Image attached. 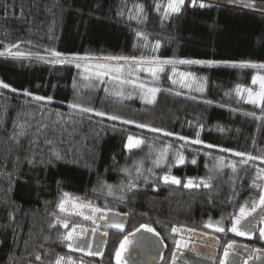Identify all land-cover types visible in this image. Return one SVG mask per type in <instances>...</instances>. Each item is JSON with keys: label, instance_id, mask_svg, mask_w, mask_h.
I'll return each mask as SVG.
<instances>
[{"label": "trees", "instance_id": "16d2710c", "mask_svg": "<svg viewBox=\"0 0 264 264\" xmlns=\"http://www.w3.org/2000/svg\"><path fill=\"white\" fill-rule=\"evenodd\" d=\"M200 2L207 6L199 7ZM158 3L166 6L167 0H0V81L10 86L0 88V264L50 258L62 242L56 221L64 193L95 207L106 198L128 196L147 215L209 213L213 208L205 198L216 195L217 187L226 198L235 188L236 194L243 192L246 181L258 185L257 173L264 169L259 159L264 157V106L246 102L236 91L239 86L258 92L259 85L252 83L256 70L181 64L180 70L205 81L200 99H193L166 90L176 87L170 79L173 65H166L154 83L160 91L148 105L106 95L98 82L83 78L75 63L50 62L56 59L51 51H57L264 64V0H197L195 6L185 0L179 13L166 18ZM136 4L143 5L142 14ZM129 136L143 141L140 148L126 147ZM196 139L201 143H191ZM165 148L169 161L179 151L184 163L155 167L154 158ZM219 159L232 168L219 172ZM206 165L207 177L202 176ZM163 173L211 183L155 195L149 189Z\"/></svg>", "mask_w": 264, "mask_h": 264}, {"label": "flooded vegetation", "instance_id": "af4514ba", "mask_svg": "<svg viewBox=\"0 0 264 264\" xmlns=\"http://www.w3.org/2000/svg\"><path fill=\"white\" fill-rule=\"evenodd\" d=\"M221 160L219 159L215 165L219 172L225 171L226 168H232L231 165L226 166L223 160L222 166H218ZM201 180H193L194 185L199 184ZM207 182L211 183L209 180ZM185 183L187 181H181L180 185L165 184L160 178L150 187L149 191L155 195H164L172 193V190L187 191L191 188L202 187L201 185L186 188L183 186ZM231 183L228 182V184ZM240 183L241 186L244 185L243 182L240 181ZM181 185L183 190L178 189ZM258 185L260 187L254 189L252 181H246L243 192L238 195L235 188L233 194L226 198L222 195L221 187H219L220 189L217 187L216 195L205 198L208 207L213 208L209 213H205V211L161 214L152 212L147 215L137 211V205L132 201L134 198L128 196L106 198V203L102 207H96L101 209L98 213H92L91 209L87 207L72 209L71 204H66L65 207L69 211L61 212L59 220L67 219L69 228L65 229L61 224L59 227H61L62 234L70 231L74 224L87 229L82 238L72 242L74 248L78 244L84 250L70 249L67 246L69 242L62 239L61 243L55 245L54 252L49 255L50 258L36 264H55L56 259L60 256L66 258L65 264H67L68 258L74 264H116L115 253L120 241L131 233H135L134 236H129L132 243L123 254V259L127 261V264H173L174 257L175 264H220L224 258V248L232 242H234V247L230 249L228 264H245V261L247 264H264V239L260 236V230L264 229V222H262L264 211L257 209V212L242 221L246 226L250 222V237L237 236L228 231L233 218L239 214L240 207L247 204L250 208L251 201L258 200L264 186V178L259 179ZM134 188L137 191L142 190L140 187ZM202 208L205 207L202 206ZM76 211H82L84 215H94L96 223L93 224L91 220L84 219L82 215H75ZM111 222L122 223L123 231L107 227L106 225ZM217 222H220V226L225 228L224 232H216L214 227H205L206 224L215 226ZM141 225L150 226L158 235L144 231ZM94 227L97 228L95 233L92 232ZM173 228L178 231L173 233ZM75 235L81 236L80 228H77ZM177 240L186 242L188 247L177 250L175 244ZM90 253H99V255ZM256 256L260 258H254Z\"/></svg>", "mask_w": 264, "mask_h": 264}, {"label": "snow or ice", "instance_id": "6c2138e0", "mask_svg": "<svg viewBox=\"0 0 264 264\" xmlns=\"http://www.w3.org/2000/svg\"><path fill=\"white\" fill-rule=\"evenodd\" d=\"M185 0H167V4L165 5H161V4H157L156 8L158 10L163 9V15L165 16V18L172 13H179L181 11V7L184 5ZM192 4L195 6L197 4V0H192ZM207 5H205L203 2L199 3V7L204 8ZM136 11L138 14H142L144 12V7L143 5L140 4H136L134 5ZM135 18V17H131L130 19ZM137 35L141 38L143 37L142 33H137ZM159 48V42L156 43L155 45V49ZM0 55H3V53H0ZM16 56H20L22 55L21 53H16ZM50 55L52 57H55L56 59L53 61H50L52 63H75L77 68H80L82 65L80 63H78V61H82V60H102V61H116V62H120V61H124L125 65H128V72H127V76L128 77H132L133 73L135 71L138 70H143L148 72L154 79L158 78V73H161L165 70L164 66L165 65H175V64H187V65H192V64H199V65H208V66H213V65H217V64H225V65H229L231 67H240V68H245V67H250V68H264V64H251V63H247V62H240V63H233V62H228V61H204V60H169V59H164L161 60L159 58H152L149 60H144L143 58L137 59L136 57H128V56H104V57H90V56H79V55H66L57 51H51ZM37 59H41L43 60L44 57L42 56H37ZM142 65H147L146 68H138V66H142ZM94 69V76L99 79L100 77L106 76V75H110L112 73H120L123 74L125 71V67L124 65H120L119 63H117V65L113 66L111 64L108 63H96L94 65L91 64H84L83 65V70L85 73L89 72L90 70ZM173 72H175V69H173ZM182 76H191V73H181ZM85 79H89L90 77L85 76ZM111 79L113 80H117L119 81V83L121 85H132L134 88H139L141 90H143V95L145 97V102L146 103H154L155 101V96L156 94L160 91L159 88L156 87H148L147 85H145L143 82L140 83H136L133 79H129V78H121V76L119 75H111L110 76ZM173 84L177 83L176 80L172 81ZM252 83L253 84H257L259 83V88L260 91L259 92H253L252 89H242L239 86L237 87L236 91L237 94H240L241 92H247L248 93V99L247 102L253 104V105H261L264 106V76H255L252 79ZM90 86V85H89ZM182 87H190V85L187 84H181ZM10 86L2 81H0V88H9ZM13 91H15V89H12ZM202 90V89H201ZM107 91V89H106ZM118 94H122L118 93ZM179 94V93H177ZM24 95H31L28 92H24ZM35 100L40 101V100H45L47 99L49 102H51V97H41V96H35L34 97ZM70 107H74V108H80L81 111L83 112H92L93 109L90 108H83L80 107L79 105H69ZM98 116H104L105 113L102 112H96L95 113ZM250 115H255V114H250ZM108 119L110 120H119L121 119L118 116H108ZM123 123H132L131 121H127L124 120L122 121ZM137 127H146V125H140L138 124ZM150 131H161L160 129H150ZM164 135H171V133H167L165 132ZM179 139L181 140H186L185 137H179ZM143 141L137 138H134L132 136L128 137V141H127V145L126 147L131 150L133 148H137L140 146V144ZM187 142V140H186ZM191 143L193 144H199L201 143V141L199 139L196 140H192ZM206 147H213L212 145H206ZM223 151V149H222ZM166 154H167V148L163 149L160 152V155L156 158L155 161H153V163L155 164L156 167H159L161 164V161L164 160L166 158ZM237 156H244L245 154L243 153H234ZM254 159H258L257 157H252V156H248L247 160H254ZM261 159L262 162H264V157L259 158ZM247 160L242 161L243 163H247ZM185 161V157L184 155L177 151L175 154V162L177 165L179 164H183ZM192 163L195 164L196 161L193 159ZM223 161L221 160L219 162L218 166H222ZM142 167V165H138L137 166V172L140 171V168ZM150 171V169H149ZM126 174H127V170H126ZM257 179H261L264 178V169H261L258 173H257ZM161 179L163 180V182L165 184H173V185H180L181 181L172 175H164L161 177ZM210 179V178H209ZM203 186V187H209V183L207 182V180H201L199 182V184H195L193 183L192 179H189L187 181V183L184 184V187L186 188H191V187H199V186ZM253 187H260L259 185L256 184L255 180L253 181ZM108 188V193L111 195L112 194V188L111 186H107ZM66 204H71V208L72 209H81V208H90L92 213H98L101 211V209L96 208L94 206H92L89 203H84L82 201L79 200V198H69V194L68 193H64L63 198L60 200L58 207L60 209L61 212H66L69 211V209H66L65 205ZM257 209H260L262 211H264V189H261L260 194L258 196V200H253L251 201V206L250 208L248 207V205H244L241 206L239 209V214L237 216H235L232 220V225L231 228L228 229V231H231L232 233H234L237 236H249L251 235V224L249 222V225H244L242 223V221L247 220V218L252 214L257 212ZM75 215H82L84 216V219L86 220H91L93 224L96 223V219L94 217V215H84V213L82 211H76ZM262 222H264V220H262ZM57 224H61L62 227H64L65 229L69 228V222L67 219L61 221V220H57L56 221ZM55 226V225H53ZM107 227H113V228H117L120 231H123V224L122 223H117V222H111L109 224L106 225ZM205 227H214V230L216 232H224L225 228L220 226V222H217L215 226H213L212 224H206ZM77 228H80V232H81V236L77 237L75 235ZM141 228L149 233H152L153 235H158V233L155 232V230L153 228H151L148 225H141ZM97 231V228H93L92 232L95 233ZM137 231H140V229H137ZM178 229L173 228L172 232L175 233L177 232ZM87 232V229L82 228L80 225L78 224H74L71 227V230L68 231L67 233L63 234L62 239L65 241H68V247L70 249L75 250V248H80L81 251L84 250V248H81L80 245H73V241L76 239H80L82 238L83 234ZM104 235H107V233H104ZM134 236L135 233H131L129 235L124 236V238L120 241L119 247L116 250L115 253V257H116V264H127V261H125L123 259V254L128 250L129 245L132 243V241L130 240L129 236ZM260 236L262 239H264V229L260 230ZM176 244V248L177 250H179L182 247H188L187 243L182 241V240H177L175 241ZM90 247V246H89ZM234 247V242L227 244V246L224 248V258L220 261V264H228V257L230 255V249H233ZM259 251V250H257ZM90 254H95V255H99V253H90ZM256 259H259V256L254 257ZM37 259H40L39 256H37ZM65 257L60 256L56 259L55 264H65ZM67 264H74V262L68 258L67 260ZM173 264H175V257L173 258ZM245 264H247V261H245Z\"/></svg>", "mask_w": 264, "mask_h": 264}, {"label": "rangeland", "instance_id": "374dc122", "mask_svg": "<svg viewBox=\"0 0 264 264\" xmlns=\"http://www.w3.org/2000/svg\"><path fill=\"white\" fill-rule=\"evenodd\" d=\"M78 63H80L82 65L80 67V69L82 71L83 78L85 76H88L90 78L86 79V80H91V81L98 82L102 86V89H103V91H104V93L106 95H108V96H110L112 98H117V99L126 100V101H132L133 100V101H137L139 103L148 104V105H152L153 103L149 104V103L145 102V97L143 95V90H141L139 88H134L132 85H128V84L121 85L119 83V81L111 79L110 76L111 75H119V76H121V78L133 79L136 83L143 82L148 87H156V88H158L154 83L159 81V79L161 77V74L163 73V72L158 73V78L154 79L148 72L143 71V70H138V71H135L133 73L132 77H128L127 76L128 65H125L124 63H119L120 65H124V67H125V71H124L123 74L112 73L110 75H106V76H103V77H100L99 79H97L94 76V69L90 70L87 73H85L84 70H83V65L84 64L94 65L96 63L86 62L84 60L78 61ZM108 64H111L113 66L117 65V63H108ZM179 65H181V64L173 65V69H175V72H173V69L170 72L171 81H173V80L177 81V83L174 84L176 87L174 89L168 88L166 90L169 91V92L175 93V94L179 93L178 95H180V96L193 98V99H200V98L197 97V95L204 92V89H205V81H204V79L203 78H198V77L194 76L193 74H191V76H182L181 73H186V72L180 70V68L178 67ZM165 66H164V68H165ZM213 66L227 67V68H240V67H231V66L225 65V64H217V65H213ZM146 67H147V65L138 66V68H146ZM245 68H249V69H252L254 71L256 70V72H257L256 75L257 76H261L260 72L264 71V68H250V67H245ZM181 84H187V85H190V87H182ZM257 84L259 85V83H257ZM106 89H107V91H106ZM257 90L259 92L260 88L259 89L257 88ZM121 92H122V94H118V93H121ZM241 94L243 96V100H245L247 102L248 93L247 92L246 93L241 92ZM156 96H157V94H156ZM156 96H155V99H156ZM43 101L49 102L47 99H45ZM51 102H52V100H51ZM141 145H142V143L140 144V146ZM140 146L137 147V148H140ZM137 148H133L132 150H135ZM148 152L149 151H146L147 154H148ZM156 158H154V161L156 160ZM145 160H147V158ZM167 162L171 166H174V167L175 166H179L175 162V155H174V156L171 157V161H169L168 158H165L164 160H162L160 166L157 167V168L164 167L167 164ZM190 162H192V161H190ZM154 166H155V164H154ZM209 168H210V166L206 165V168L204 169V171H202V176H206L207 177V175L209 174L208 173V169ZM164 175H166V173H163V176ZM170 175H172V174H170Z\"/></svg>", "mask_w": 264, "mask_h": 264}, {"label": "built area", "instance_id": "2783aa9c", "mask_svg": "<svg viewBox=\"0 0 264 264\" xmlns=\"http://www.w3.org/2000/svg\"><path fill=\"white\" fill-rule=\"evenodd\" d=\"M231 8H236V9H243V10H247L246 8H241V7H238V6H231Z\"/></svg>", "mask_w": 264, "mask_h": 264}, {"label": "water", "instance_id": "95a60500", "mask_svg": "<svg viewBox=\"0 0 264 264\" xmlns=\"http://www.w3.org/2000/svg\"><path fill=\"white\" fill-rule=\"evenodd\" d=\"M262 189H264V186H263V188Z\"/></svg>", "mask_w": 264, "mask_h": 264}]
</instances>
